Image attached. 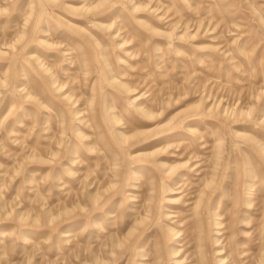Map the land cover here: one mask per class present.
I'll use <instances>...</instances> for the list:
<instances>
[{"label":"rangeland","instance_id":"rangeland-1","mask_svg":"<svg viewBox=\"0 0 264 264\" xmlns=\"http://www.w3.org/2000/svg\"><path fill=\"white\" fill-rule=\"evenodd\" d=\"M0 264H264V0H0Z\"/></svg>","mask_w":264,"mask_h":264}]
</instances>
